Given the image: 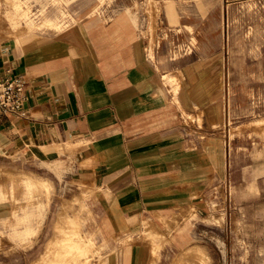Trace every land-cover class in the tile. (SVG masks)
I'll return each mask as SVG.
<instances>
[{
	"label": "rangeland",
	"instance_id": "374dc122",
	"mask_svg": "<svg viewBox=\"0 0 264 264\" xmlns=\"http://www.w3.org/2000/svg\"><path fill=\"white\" fill-rule=\"evenodd\" d=\"M121 15L135 19L145 73L203 151L196 197L208 208L178 206L117 231L75 164L83 142L61 149L59 174L49 163L0 161V264H45L63 237L57 224L72 218L99 253L93 264H264V0H0V31L24 46Z\"/></svg>",
	"mask_w": 264,
	"mask_h": 264
},
{
	"label": "crops",
	"instance_id": "0c3cea01",
	"mask_svg": "<svg viewBox=\"0 0 264 264\" xmlns=\"http://www.w3.org/2000/svg\"><path fill=\"white\" fill-rule=\"evenodd\" d=\"M138 44L136 21L125 15L92 18L67 39L24 46L0 31V71L12 69L28 83L24 116L0 112V161L55 162L67 157L66 144L83 142L75 164L92 176L98 214L117 231L178 206L193 205L199 215L208 208L196 197L208 169L203 151L186 141L179 113L145 73Z\"/></svg>",
	"mask_w": 264,
	"mask_h": 264
},
{
	"label": "bare ground",
	"instance_id": "6f19581e",
	"mask_svg": "<svg viewBox=\"0 0 264 264\" xmlns=\"http://www.w3.org/2000/svg\"><path fill=\"white\" fill-rule=\"evenodd\" d=\"M16 12L21 15L17 7ZM46 23L51 24L52 22L47 21ZM89 166H91L90 161L83 164V167ZM48 167L59 174L62 171L63 163L60 161L51 162L48 164ZM59 224L60 222L56 227L63 233L62 240L60 242L56 241L57 246L53 248L48 247L40 260L45 264H93L96 253L98 252L94 248L92 240L88 236L83 235L78 220L72 218L70 225L66 228H59ZM177 264H181L180 261Z\"/></svg>",
	"mask_w": 264,
	"mask_h": 264
},
{
	"label": "built area",
	"instance_id": "2783aa9c",
	"mask_svg": "<svg viewBox=\"0 0 264 264\" xmlns=\"http://www.w3.org/2000/svg\"><path fill=\"white\" fill-rule=\"evenodd\" d=\"M28 95L26 79L12 69L0 71V112L14 117L24 116V105Z\"/></svg>",
	"mask_w": 264,
	"mask_h": 264
}]
</instances>
